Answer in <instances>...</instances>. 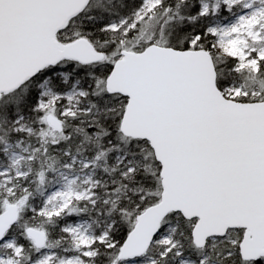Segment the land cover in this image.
<instances>
[{
	"label": "snow or ice",
	"instance_id": "1",
	"mask_svg": "<svg viewBox=\"0 0 264 264\" xmlns=\"http://www.w3.org/2000/svg\"><path fill=\"white\" fill-rule=\"evenodd\" d=\"M0 264H264V0H0Z\"/></svg>",
	"mask_w": 264,
	"mask_h": 264
}]
</instances>
